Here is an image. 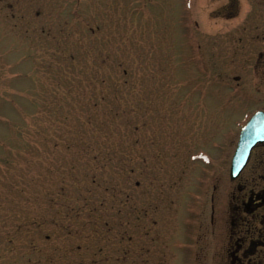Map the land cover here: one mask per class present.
<instances>
[{
    "label": "rangeland",
    "instance_id": "1",
    "mask_svg": "<svg viewBox=\"0 0 264 264\" xmlns=\"http://www.w3.org/2000/svg\"><path fill=\"white\" fill-rule=\"evenodd\" d=\"M238 1L0 0V264H221L185 244L264 108Z\"/></svg>",
    "mask_w": 264,
    "mask_h": 264
},
{
    "label": "flooded vegetation",
    "instance_id": "2",
    "mask_svg": "<svg viewBox=\"0 0 264 264\" xmlns=\"http://www.w3.org/2000/svg\"><path fill=\"white\" fill-rule=\"evenodd\" d=\"M228 1L227 16L239 6L238 0ZM230 183L224 188L219 176L208 187L210 220L194 229L196 253L203 256L212 248L221 264H264V144L253 149L246 168Z\"/></svg>",
    "mask_w": 264,
    "mask_h": 264
},
{
    "label": "water",
    "instance_id": "3",
    "mask_svg": "<svg viewBox=\"0 0 264 264\" xmlns=\"http://www.w3.org/2000/svg\"><path fill=\"white\" fill-rule=\"evenodd\" d=\"M264 143V113H257L243 129L238 150L233 162V177L245 167L251 149L257 144Z\"/></svg>",
    "mask_w": 264,
    "mask_h": 264
}]
</instances>
